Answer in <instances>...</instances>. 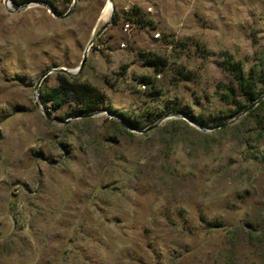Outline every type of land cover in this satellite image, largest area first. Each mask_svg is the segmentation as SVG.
Masks as SVG:
<instances>
[{
	"label": "rangeland",
	"instance_id": "1",
	"mask_svg": "<svg viewBox=\"0 0 264 264\" xmlns=\"http://www.w3.org/2000/svg\"><path fill=\"white\" fill-rule=\"evenodd\" d=\"M55 2L0 0V264H264V112L223 70L264 66V0ZM60 78L105 103L46 107Z\"/></svg>",
	"mask_w": 264,
	"mask_h": 264
},
{
	"label": "trees",
	"instance_id": "2",
	"mask_svg": "<svg viewBox=\"0 0 264 264\" xmlns=\"http://www.w3.org/2000/svg\"><path fill=\"white\" fill-rule=\"evenodd\" d=\"M11 2L15 7H22L32 3H43L50 6L55 12H58L55 0H11ZM135 13H138V10L135 9ZM118 17V13L116 12L114 15L115 22L118 21ZM128 19L141 26H145V22L139 18H133L130 15ZM148 63L156 67H165L167 65L162 59H149ZM223 70L232 78L235 85L234 92L241 99L236 105V114L246 110L247 107L257 102L264 94V66L253 65L246 72L242 63L232 60L229 56H225ZM186 77L188 79V76ZM145 81L149 82V79H145ZM41 98L46 107L50 104L51 107L57 109L67 103H73L78 107V114L82 115L96 113L105 103V95L98 88L70 81L67 78H60L59 85L41 94ZM255 110H262L264 112V99L254 108ZM124 116L127 117V120L129 119L126 114ZM189 117L198 125H203L202 117ZM128 122L132 129L139 128L136 122L131 120H128Z\"/></svg>",
	"mask_w": 264,
	"mask_h": 264
},
{
	"label": "water",
	"instance_id": "3",
	"mask_svg": "<svg viewBox=\"0 0 264 264\" xmlns=\"http://www.w3.org/2000/svg\"><path fill=\"white\" fill-rule=\"evenodd\" d=\"M8 1V0H7ZM113 2H114V0H109V3L112 5V11L114 12V5H113ZM40 4H43V3H40ZM56 14V13H55ZM69 15V13L68 14H66V15H64V16H62L63 18H65V17H67ZM111 21H113V18H112V20ZM109 24L110 23H107V24H105L104 25V27L100 30V32L98 33V36H100L102 33H103V31L109 26ZM91 42H94V40H92ZM86 57H87V54L85 55V60H86ZM47 74H44L43 76H42V78H41V80L46 76ZM38 86H39V83H38V85H37V88H38ZM264 99V94L259 98V100L257 101V102H255L254 104H252L250 107H248L247 108V110L246 111H249L250 109H252L253 107H256L258 104H259V102H261L262 100ZM96 113H90V114H87V115H83L82 117H86V118H88V117H92V116H94ZM192 122L193 123H195V124H197L194 120H192ZM198 125V124H197ZM228 125V123H224V124H221V125H219V126H216L215 128H212V129H220V128H222V127H226ZM153 127H155V126H153ZM152 127V128H153ZM201 128H203V127H201ZM203 129H205V128H203ZM139 132H144L143 130L142 131H139Z\"/></svg>",
	"mask_w": 264,
	"mask_h": 264
},
{
	"label": "built area",
	"instance_id": "4",
	"mask_svg": "<svg viewBox=\"0 0 264 264\" xmlns=\"http://www.w3.org/2000/svg\"><path fill=\"white\" fill-rule=\"evenodd\" d=\"M149 11H152V8H149ZM125 30H126V31H130V30H131V24H130V23H127V24H126V26H125ZM157 37H160V34H158ZM95 45H96V42H95V41H94V42H90V44H89V49L94 48ZM122 46H123V47H126V45H125L124 43L122 44ZM97 47H100V46L97 45Z\"/></svg>",
	"mask_w": 264,
	"mask_h": 264
},
{
	"label": "bare ground",
	"instance_id": "5",
	"mask_svg": "<svg viewBox=\"0 0 264 264\" xmlns=\"http://www.w3.org/2000/svg\"><path fill=\"white\" fill-rule=\"evenodd\" d=\"M109 4H110V3H109ZM108 9L111 10V9H112V5H109Z\"/></svg>",
	"mask_w": 264,
	"mask_h": 264
}]
</instances>
